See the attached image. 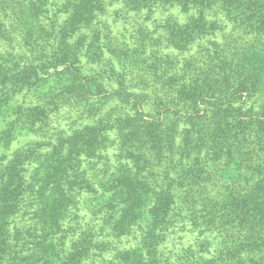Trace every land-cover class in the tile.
<instances>
[{
    "label": "trees",
    "instance_id": "16d2710c",
    "mask_svg": "<svg viewBox=\"0 0 264 264\" xmlns=\"http://www.w3.org/2000/svg\"><path fill=\"white\" fill-rule=\"evenodd\" d=\"M152 1L194 10L181 32L170 24L166 33L167 45L189 59L169 72L126 56L139 79L120 78L111 91L67 67L62 103H94L103 94L124 115L103 120L94 111L91 123L59 136L57 154L66 158L36 178L26 179L24 167L4 160L7 146L0 148V264H86L93 249L105 251L93 226L72 245L80 234L64 229L88 193L91 211L103 220L99 234L135 240L98 264H264V0ZM94 8L75 5L67 28ZM65 33L57 44L66 50L58 52L73 63L79 46ZM41 53L0 59V86L13 96L42 80L56 58ZM27 115L19 108L9 115V137L25 130ZM22 201L35 209L23 234L14 225ZM178 231L195 234L196 246L176 245Z\"/></svg>",
    "mask_w": 264,
    "mask_h": 264
},
{
    "label": "rangeland",
    "instance_id": "374dc122",
    "mask_svg": "<svg viewBox=\"0 0 264 264\" xmlns=\"http://www.w3.org/2000/svg\"><path fill=\"white\" fill-rule=\"evenodd\" d=\"M82 2L90 3L95 8L75 29L67 28L72 17L71 9ZM190 14L185 12L181 4L155 3L152 0H0V59L16 62L31 60L41 50V54L56 58V62L49 65V74L34 84L25 85L13 96L0 86V148L3 150L7 146L4 149V160L15 162L19 168L24 167L22 171L26 179L30 176L36 178L40 172L38 170L66 158V155L57 154L59 136H65L72 129L91 123L94 111L95 118L103 120L122 117L125 111L121 104L115 100L104 101L101 99L103 94L94 96L91 99L94 103H62L61 95H65L60 86L63 82L62 74L72 65L83 75L100 79L105 88L111 91L120 87V78L132 84L139 79L131 74L128 61L124 63L129 55L143 68L149 67L148 62L152 61L160 65L162 71H174L189 57L188 53L179 52L167 45L166 33L170 24L176 25L181 32ZM64 29L65 35L69 36V44L79 46L75 47L79 50L75 52L77 59L73 63L58 52L66 50L57 44ZM34 38H37L36 41ZM32 42L38 51L31 49ZM154 48L158 51L152 55L150 51ZM159 74H154V78L157 79ZM17 108L28 114L23 123L25 130L9 137L7 120ZM33 123L39 126L37 132L33 131ZM97 173L102 175L104 172L99 170ZM90 197L91 193L85 199L82 197L81 201L85 205L73 209L65 218L64 229L70 234L73 228H77L76 234H80L88 226H93L94 239L99 243L104 241L106 250L96 247L84 262L98 264L99 259H109L114 251L134 245L135 240L131 236L119 238L99 234L102 232L99 226H102L103 220L101 214L94 215L91 211ZM34 215V207L22 201L14 222L22 234L25 227L34 224ZM37 238L33 235L26 239L32 242ZM84 238L85 235L81 233L77 238L73 237L69 244L85 241ZM173 241L176 245L195 247L197 239L192 232L178 231ZM28 252H31V248Z\"/></svg>",
    "mask_w": 264,
    "mask_h": 264
}]
</instances>
